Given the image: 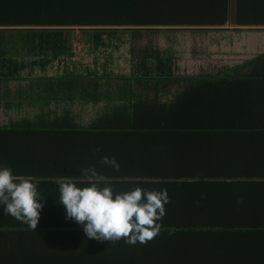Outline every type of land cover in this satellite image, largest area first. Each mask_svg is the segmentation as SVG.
Wrapping results in <instances>:
<instances>
[{
  "label": "crops",
  "instance_id": "crops-1",
  "mask_svg": "<svg viewBox=\"0 0 264 264\" xmlns=\"http://www.w3.org/2000/svg\"><path fill=\"white\" fill-rule=\"evenodd\" d=\"M214 3L216 10H230L227 23L173 26L166 28L177 30L173 34L145 39L164 42L165 47L160 48L169 49L174 55L171 54L174 64L169 82L148 86L147 89L134 85L133 94H114L112 99L106 98L107 89L104 86L96 103L85 101L86 93L82 91L88 84H74L76 88L71 99L63 93H46L39 86L37 103L34 107L25 104L26 109L23 108L21 113L8 111V89L0 85V95L6 93V99L0 106V118L3 119L0 126H8L10 120L23 116L34 117L42 110L54 115L67 107L76 124L86 128L123 102L158 101L165 110L155 112L152 117L143 114L145 117L141 120H153L156 124L166 122L181 126V129L74 133L77 146L69 148L72 154L58 149L53 136H48L54 147L37 148L39 156L36 157L35 170L49 173L48 169L54 168L59 172L66 164V155L70 160L67 167L71 169L80 163L81 169L95 166L98 171L108 170L112 168L100 165L98 161L110 154L107 156L114 157L120 164L121 173L138 171L133 168L141 166L139 173L142 177L108 179L114 190L124 191L137 186L150 190L167 189L169 203L165 205V211L167 213L168 204H174L168 212L171 218L179 207L187 209V212L193 209L187 207L193 206L189 204H201L203 208L199 211L212 213L206 208L207 204L216 207L219 200H214L220 192L214 188L203 190L200 185L218 181L212 172L220 173L224 160L228 166L224 171L239 172L231 168L240 164V171L245 177L241 182L253 188L259 187L254 178L247 175L255 171L252 161L257 155L263 159L261 164L264 166V59H258L264 56V25L239 22L235 0H217ZM199 4L193 3V9ZM166 41L171 46L167 47ZM202 57L211 64L210 70L195 73L189 68L188 71L183 70V61ZM254 59L256 62L251 65ZM208 74L220 75L226 82L175 80V76L200 78ZM18 87L11 85L12 90ZM29 88V85L23 84L27 93ZM67 99L69 103H66ZM179 103L182 105L180 109L167 112L168 106H180ZM251 108L255 114L260 112L255 119L251 117ZM96 148L100 151L95 152ZM153 157L156 158L154 165L148 163L146 166L142 162L155 161ZM67 167L63 173L69 171ZM191 172H198L202 178L188 177ZM206 173L208 177H204ZM24 178L38 185L44 196L41 201L44 207L37 228L32 231L27 225L6 215L3 206H0V223L4 226L0 228V264H89L91 261L85 262V259L92 253L101 257L90 264H264V229L254 234L251 228L198 227L195 230L197 234L175 241L161 228L160 233L146 244L129 245L123 240L114 245L109 241L100 243L87 238L81 225L65 219L64 206L57 199L55 182L59 179ZM74 180L79 185L80 179ZM44 218L51 219L46 226H43Z\"/></svg>",
  "mask_w": 264,
  "mask_h": 264
},
{
  "label": "trees",
  "instance_id": "trees-1",
  "mask_svg": "<svg viewBox=\"0 0 264 264\" xmlns=\"http://www.w3.org/2000/svg\"><path fill=\"white\" fill-rule=\"evenodd\" d=\"M203 1L209 5L206 6L200 0H0V85L8 89V111L21 113L23 108L26 109L25 104L34 107L38 100L36 94L39 86L46 93H63L71 99L76 88L74 84H88L82 91L86 93L85 101L96 103L100 100L104 86L107 89L106 98L112 99L114 94H133L134 85L147 89L148 86L169 82L173 73V54L169 49L154 48L145 39L177 31L166 29L168 27L223 25L228 22V8L216 10L214 2L217 0ZM235 1L239 22L264 25V0ZM198 2L200 4L193 9V3ZM75 44H82L88 55H93L94 58L104 52V56L109 59L113 58L114 52L128 45L131 72L115 74L113 70H108L110 64L105 62L103 70H100L98 66L92 67L76 61ZM258 59L262 60L264 56ZM255 62L256 59L250 64L254 65ZM61 63L64 67L58 71L60 69L56 66ZM175 80L226 82L217 74L200 78L175 76ZM13 84L19 87L12 90ZM23 84L30 86L29 93L23 89ZM5 94L0 95V106L6 99ZM66 103H69V99ZM159 105L165 108L158 101L138 100L132 104L123 102L121 106L95 119L86 128L76 124L74 115L66 110L67 107L60 112L56 111L54 115L50 111L42 110L34 117L23 116L10 120L8 126H0V167L7 166L14 175L21 177L80 179L81 164L73 169L67 167L70 162L67 155L65 166L68 172L63 173L65 166L59 172L54 168L48 169L49 173L35 170L36 157L39 156L37 148L54 147L48 136H53L58 149L72 154L69 148L77 146L72 135L74 133L118 130L163 132L181 129V126L166 122L156 124L153 120H141L145 117L143 114L152 117L155 112H163L165 109ZM179 105L168 106L167 112L180 109L182 105ZM259 114L260 112L255 114L251 108L253 119ZM260 158L259 155L254 158L252 164L255 171L247 175L252 176L259 187L257 185L253 188L252 185L241 182L245 177L242 175L244 172L240 171V164L231 168L238 169L239 172L224 171L228 168L225 160L221 164L224 167L220 173L212 172L218 178L216 183L202 180L204 184L200 188L207 191L214 188L220 192L214 200H219L216 207L214 204H207L206 208L211 209L212 213L199 211L203 208L200 207L201 204H185L193 209L187 212V209L179 207L171 218L168 212L174 204H168L166 217L159 221L167 236L178 241L180 237L197 234L195 230L198 227L251 228L254 234L264 229V166L261 164L263 159ZM153 159L155 161L142 162L146 166L148 163L154 165L156 158ZM140 167L137 165L133 169L138 171L128 173L113 169L99 172L107 179L139 178L142 177L139 173ZM188 177L202 178L198 172H191ZM204 177H208L207 173ZM49 220L51 219L44 218L43 226ZM5 225L8 226V223ZM2 227L4 226L0 223V228ZM99 257L101 255L92 253L85 262L92 263Z\"/></svg>",
  "mask_w": 264,
  "mask_h": 264
},
{
  "label": "clouds",
  "instance_id": "clouds-1",
  "mask_svg": "<svg viewBox=\"0 0 264 264\" xmlns=\"http://www.w3.org/2000/svg\"><path fill=\"white\" fill-rule=\"evenodd\" d=\"M98 163L116 172L121 170L114 157L102 156ZM79 175V185L71 177H62L55 184L58 202L65 209V219L81 225L87 238L100 243L109 241L111 245L121 240L136 245L146 244L160 233L159 221L165 216V205L169 203L167 189L137 186L115 191L95 166L80 169ZM43 199L32 180L14 175L7 166L0 167V206L6 215L34 231L44 207Z\"/></svg>",
  "mask_w": 264,
  "mask_h": 264
},
{
  "label": "rangeland",
  "instance_id": "rangeland-1",
  "mask_svg": "<svg viewBox=\"0 0 264 264\" xmlns=\"http://www.w3.org/2000/svg\"><path fill=\"white\" fill-rule=\"evenodd\" d=\"M174 40L176 38L172 37ZM166 40V39H165ZM149 44H151L154 48L160 49V46L165 47V43L162 42H150L147 40ZM167 47L171 46L167 41ZM173 44V43H172ZM141 47H143V44H141ZM74 60L83 62L85 64H89L92 67L98 66L100 70H103V66L105 63L110 64L108 66V70L114 71L115 74H118L119 72L129 74L132 69V64L130 63V55L128 53V45L126 47L121 48L118 52H114V56L112 59H109L108 57L104 56V52H100V55L97 58H94L93 55H88L86 52V49L83 47L82 44H75V57ZM105 62V63H104ZM184 71H188L187 68L192 70L194 73L199 72L200 70H210L211 64L205 59L200 58V59H191L188 60L186 59L185 61L182 62ZM64 67L63 63L60 65H57L56 68L60 69L58 71H61L62 68ZM51 74V73H50ZM3 119L0 118V124L3 123Z\"/></svg>",
  "mask_w": 264,
  "mask_h": 264
}]
</instances>
